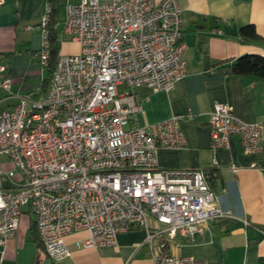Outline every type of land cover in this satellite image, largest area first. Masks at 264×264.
<instances>
[{"label": "built area", "instance_id": "obj_1", "mask_svg": "<svg viewBox=\"0 0 264 264\" xmlns=\"http://www.w3.org/2000/svg\"><path fill=\"white\" fill-rule=\"evenodd\" d=\"M51 16L45 0L38 24L43 68ZM62 32L79 52L58 56L42 96L25 94L11 109L0 108V264L24 207L53 260L69 256L67 235L86 232L76 247L96 248L139 228L154 264H210L166 250L177 233L192 237L223 213L207 176L159 169L158 149L184 145L175 119L131 126L140 105L132 94L117 93V86L169 91L184 77L177 0H80L66 6ZM11 83L4 76L0 90L10 95ZM210 127L213 150L228 147L232 136L245 154L261 150L262 125L239 120L228 105H214Z\"/></svg>", "mask_w": 264, "mask_h": 264}, {"label": "crops", "instance_id": "obj_2", "mask_svg": "<svg viewBox=\"0 0 264 264\" xmlns=\"http://www.w3.org/2000/svg\"><path fill=\"white\" fill-rule=\"evenodd\" d=\"M108 2L110 0H101ZM80 0H51L52 32L59 55L79 52L62 32L66 6ZM182 11L186 72L171 90L124 89L140 111L131 126L144 127L175 119L184 139L179 149L157 150L162 170L214 172L213 193L222 214L203 225L200 233H177L166 243L169 254L207 260L210 264H264V79L236 76L234 61L244 55L264 56V0H177ZM45 0H3L0 7V64L11 79L10 95L0 90V108L11 109L19 97H40L46 68L40 64L42 36L38 28ZM252 25L260 40H243L240 28ZM215 104L231 107L236 118L262 125L261 150L245 154L237 136L228 147H210V112ZM153 224V223H152ZM86 232L64 238L69 256L49 258L34 228V215L24 207L14 239L4 250L5 264H154L145 232L132 228L117 235L114 246L77 248ZM27 250L23 254V250Z\"/></svg>", "mask_w": 264, "mask_h": 264}, {"label": "trees", "instance_id": "obj_3", "mask_svg": "<svg viewBox=\"0 0 264 264\" xmlns=\"http://www.w3.org/2000/svg\"><path fill=\"white\" fill-rule=\"evenodd\" d=\"M51 2V0H49ZM53 11V9H52ZM51 23V20H50ZM240 36L243 38V40H255L259 41L260 37L255 32V29L252 25H247L239 30ZM49 64L48 67H46L47 77L42 82V93L44 94L48 88L50 79L52 77L53 70L56 65L57 58L59 56V42L56 39V36L54 35V32H52V25L49 30ZM230 72L233 75L236 76H256L258 78L264 79V56L261 55H244L239 58H237L234 63L230 67ZM205 175L207 176V184L209 186V189L213 192L214 185H215V179L217 176H214V172H206ZM35 228V226H34ZM36 232V229H35ZM37 235V232H36ZM38 238V236H37Z\"/></svg>", "mask_w": 264, "mask_h": 264}, {"label": "rangeland", "instance_id": "obj_4", "mask_svg": "<svg viewBox=\"0 0 264 264\" xmlns=\"http://www.w3.org/2000/svg\"><path fill=\"white\" fill-rule=\"evenodd\" d=\"M125 90H127V89H125ZM123 92H124V87L123 86H117V93L118 94H123ZM26 252H27L26 249L23 250V254H25Z\"/></svg>", "mask_w": 264, "mask_h": 264}]
</instances>
